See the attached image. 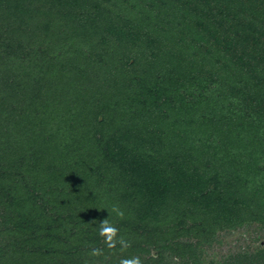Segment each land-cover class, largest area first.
Instances as JSON below:
<instances>
[{
	"label": "trees",
	"instance_id": "1",
	"mask_svg": "<svg viewBox=\"0 0 264 264\" xmlns=\"http://www.w3.org/2000/svg\"><path fill=\"white\" fill-rule=\"evenodd\" d=\"M250 225L264 0H0V264H204Z\"/></svg>",
	"mask_w": 264,
	"mask_h": 264
},
{
	"label": "rangeland",
	"instance_id": "2",
	"mask_svg": "<svg viewBox=\"0 0 264 264\" xmlns=\"http://www.w3.org/2000/svg\"><path fill=\"white\" fill-rule=\"evenodd\" d=\"M264 247V227L250 225L235 231H225L219 234L218 242L205 248L202 258L204 264L211 261L220 263L229 256L239 253L253 254Z\"/></svg>",
	"mask_w": 264,
	"mask_h": 264
},
{
	"label": "clouds",
	"instance_id": "3",
	"mask_svg": "<svg viewBox=\"0 0 264 264\" xmlns=\"http://www.w3.org/2000/svg\"><path fill=\"white\" fill-rule=\"evenodd\" d=\"M113 211L122 219L124 217L123 211L119 208H114ZM99 235L104 238V242L109 249H115L117 245L121 246V251H124L130 247V243L123 237L120 236V230L115 226L108 218L99 222ZM103 250L100 248L92 249L90 255L93 257L102 256ZM119 264H142L139 256L121 258Z\"/></svg>",
	"mask_w": 264,
	"mask_h": 264
}]
</instances>
